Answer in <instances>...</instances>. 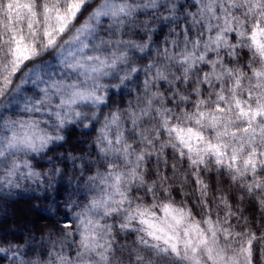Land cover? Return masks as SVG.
I'll list each match as a JSON object with an SVG mask.
<instances>
[{
	"label": "clouds",
	"instance_id": "1",
	"mask_svg": "<svg viewBox=\"0 0 264 264\" xmlns=\"http://www.w3.org/2000/svg\"><path fill=\"white\" fill-rule=\"evenodd\" d=\"M0 264H264V0H0Z\"/></svg>",
	"mask_w": 264,
	"mask_h": 264
},
{
	"label": "trees",
	"instance_id": "2",
	"mask_svg": "<svg viewBox=\"0 0 264 264\" xmlns=\"http://www.w3.org/2000/svg\"><path fill=\"white\" fill-rule=\"evenodd\" d=\"M74 134V133H73Z\"/></svg>",
	"mask_w": 264,
	"mask_h": 264
}]
</instances>
